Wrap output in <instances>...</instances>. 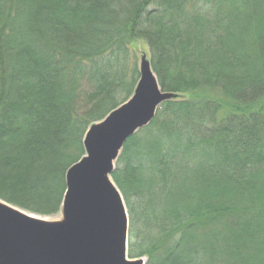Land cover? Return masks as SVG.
<instances>
[{
    "label": "trees",
    "instance_id": "16d2710c",
    "mask_svg": "<svg viewBox=\"0 0 264 264\" xmlns=\"http://www.w3.org/2000/svg\"><path fill=\"white\" fill-rule=\"evenodd\" d=\"M143 42L176 94L111 180L144 264H264V0H0V200L56 215Z\"/></svg>",
    "mask_w": 264,
    "mask_h": 264
},
{
    "label": "water",
    "instance_id": "95a60500",
    "mask_svg": "<svg viewBox=\"0 0 264 264\" xmlns=\"http://www.w3.org/2000/svg\"><path fill=\"white\" fill-rule=\"evenodd\" d=\"M176 97L160 88L142 55L131 97L83 136L84 155L65 173L61 220L49 222L0 200V264H144L127 257V210L110 176L127 140Z\"/></svg>",
    "mask_w": 264,
    "mask_h": 264
},
{
    "label": "rangeland",
    "instance_id": "374dc122",
    "mask_svg": "<svg viewBox=\"0 0 264 264\" xmlns=\"http://www.w3.org/2000/svg\"><path fill=\"white\" fill-rule=\"evenodd\" d=\"M131 48H132V50L134 52V56H135V66H136V69H137V72H138L139 62H140V59H141L142 55H145L146 56V59L149 60V50H148V47L143 42H136V43H134L131 46ZM2 202H4V201H2ZM6 204H8V203H6ZM9 205L12 206V207H14V208H16V209H19L21 211H24V210H22L20 208H17L15 206L11 205V204H9ZM24 212H26V211H24ZM28 214H30L32 216H35L37 218H41L43 220L49 221V222H54V221L61 220V208H60V211L56 215H53V216L41 217V216H38V215H35V214H32V213H28Z\"/></svg>",
    "mask_w": 264,
    "mask_h": 264
}]
</instances>
